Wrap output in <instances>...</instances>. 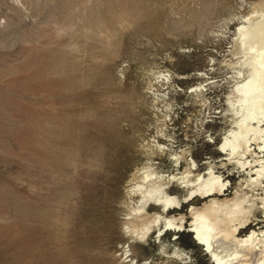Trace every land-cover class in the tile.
<instances>
[{
	"label": "rangeland",
	"instance_id": "374dc122",
	"mask_svg": "<svg viewBox=\"0 0 264 264\" xmlns=\"http://www.w3.org/2000/svg\"><path fill=\"white\" fill-rule=\"evenodd\" d=\"M261 10L264 0H0V264H183L175 251L212 264L186 228L131 238L120 202L146 144L184 150L200 172L223 156L229 100L248 73L237 28ZM216 170L231 196L240 168Z\"/></svg>",
	"mask_w": 264,
	"mask_h": 264
},
{
	"label": "bare ground",
	"instance_id": "6f19581e",
	"mask_svg": "<svg viewBox=\"0 0 264 264\" xmlns=\"http://www.w3.org/2000/svg\"><path fill=\"white\" fill-rule=\"evenodd\" d=\"M246 19L237 28L234 44L242 47L248 73L235 84L236 98L229 100L235 118L219 144L223 156L205 161L206 169L200 172L193 159H186L184 150L176 153L157 140L146 144L143 160L127 176L120 202L122 224L131 238L186 228L212 264H264V11L255 21ZM166 153L173 163L170 170L163 169ZM216 161L220 162L216 165ZM226 161L237 164L240 170L236 172L242 176L231 196H226L227 175L216 170L226 167ZM173 185L184 193L171 192ZM195 197L202 199L199 204ZM257 209L262 210L260 218ZM247 225L258 228L241 236ZM175 255L190 264L180 252Z\"/></svg>",
	"mask_w": 264,
	"mask_h": 264
}]
</instances>
